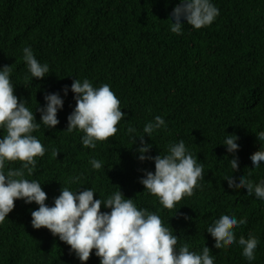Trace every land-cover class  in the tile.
Segmentation results:
<instances>
[{
  "label": "trees",
  "instance_id": "1",
  "mask_svg": "<svg viewBox=\"0 0 264 264\" xmlns=\"http://www.w3.org/2000/svg\"><path fill=\"white\" fill-rule=\"evenodd\" d=\"M212 2L219 15L210 26L195 29L185 22L183 34L176 35L170 31L171 12L179 0H0V67L9 66L14 94L27 100L38 122L36 108L43 106L46 93L59 91L64 99L55 129L41 124L33 133L46 152L36 158L33 174L24 177L42 184L49 206L62 187L91 188L94 199L120 188L125 199L162 218L179 237L177 247L188 243L190 250L202 251L206 244L216 264H249L238 244L217 249L206 231L223 214L246 217L247 224L235 229L237 240L256 236L260 244L251 264H264V200L248 195L246 188H229L224 180L228 175H245L253 183L264 179V161L253 168L250 159L264 146L256 135L264 131V0ZM27 46L49 65L43 79L28 72L22 51ZM75 78H87L94 87L109 84L127 113L116 135L97 142L95 149L82 146L83 133L65 130L76 105L70 90ZM156 116L167 127L152 138L145 134L152 144L148 154L167 155L170 144L183 140L204 165L202 187L179 202L177 214L139 182L141 169L154 172L155 164L138 159L139 137L133 144L127 133L131 126L143 135L144 125ZM6 134L0 131V137ZM229 134L239 137L236 153L220 144ZM234 156L239 167L232 173ZM93 158L103 162L102 169L92 168ZM21 166L10 162L6 171ZM74 177L79 180L71 183ZM38 207L15 201L0 224V264H81L58 236L33 228L31 212ZM101 211L110 209L102 205ZM94 253L86 264H100Z\"/></svg>",
  "mask_w": 264,
  "mask_h": 264
},
{
  "label": "clouds",
  "instance_id": "2",
  "mask_svg": "<svg viewBox=\"0 0 264 264\" xmlns=\"http://www.w3.org/2000/svg\"><path fill=\"white\" fill-rule=\"evenodd\" d=\"M218 15L219 9L212 0H179L173 10L175 22L170 18V31L182 35L186 24L201 29L210 26ZM22 51L32 78L43 79L50 73L49 65L38 61L31 46L24 47ZM14 88L9 66L0 67V131L7 133L0 137V224L15 208V201L22 199L26 204L35 202L39 206L31 212L33 228L50 230L53 236H58L70 246V253H74L81 264H86L93 250L100 258V264H216L215 255L206 244L202 251L190 250L188 243L177 247L179 237L163 224L162 218L157 213L138 208L132 198L125 199L120 188L106 199H94L96 192L91 188L79 191V187L73 191L62 187L61 194L49 206L42 184L24 177L25 172L29 176L33 174L36 158L43 157L46 152L45 146L33 133L39 131L41 124L55 129L60 123L58 111L63 109L64 99L59 91L46 93L45 103L43 106L38 104L36 108L40 112L38 122L35 112L26 106L27 100L19 99ZM70 90L75 94L76 105L67 117L65 130L83 133L80 137L82 146L90 149H95L97 142L114 137L119 130L117 125L126 120L127 113L121 110V102L110 85L94 87L87 78L83 81L75 78ZM62 91L66 96L69 86L66 85ZM166 127L164 118L156 116L144 125L143 135H136V129L131 126L127 133L133 144L139 137L138 159L141 162L154 161L155 164L154 172L141 169L144 174L139 182L159 198L164 208L175 209L177 214L179 202L184 197L193 196L194 190L202 187L199 181L205 179L204 165L197 163L183 140L170 144L167 155H149L152 144L145 141V134L152 138L154 132ZM256 135L259 141L264 142V131ZM238 140L237 135L229 134L220 144L226 146L228 153H236L240 147ZM262 147L250 156L253 168H259L264 161ZM58 154L54 151V155ZM15 161L22 162L21 168L6 171V165ZM229 161L233 173L239 167V158L234 156ZM89 163L94 170L103 167V162L95 158ZM78 180L79 177H74L71 183ZM224 180L229 188H246L248 195L254 193L256 198L264 200V179L253 183L245 175L239 179L228 175ZM102 205L110 211H101ZM245 224L246 217L238 219L235 215L223 214L208 225L206 231L214 238L213 247L221 249L238 244L242 248V256L251 264L256 259L260 240L251 234L248 238L241 235L237 240L235 229Z\"/></svg>",
  "mask_w": 264,
  "mask_h": 264
},
{
  "label": "water",
  "instance_id": "3",
  "mask_svg": "<svg viewBox=\"0 0 264 264\" xmlns=\"http://www.w3.org/2000/svg\"><path fill=\"white\" fill-rule=\"evenodd\" d=\"M171 18H172V20H173V22H175V19H174V16H173V11L171 12ZM182 22H186V21H182Z\"/></svg>",
  "mask_w": 264,
  "mask_h": 264
}]
</instances>
